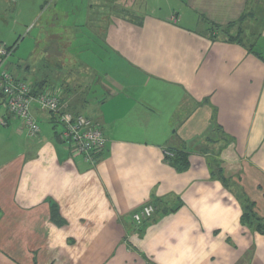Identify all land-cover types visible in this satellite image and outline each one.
Returning a JSON list of instances; mask_svg holds the SVG:
<instances>
[{"label": "crops", "instance_id": "1", "mask_svg": "<svg viewBox=\"0 0 264 264\" xmlns=\"http://www.w3.org/2000/svg\"><path fill=\"white\" fill-rule=\"evenodd\" d=\"M6 1L29 28L48 0ZM49 1L35 89L60 86L107 145L86 161L37 104L27 137L0 92V264H264L242 221L246 200L264 218V0Z\"/></svg>", "mask_w": 264, "mask_h": 264}, {"label": "built area", "instance_id": "2", "mask_svg": "<svg viewBox=\"0 0 264 264\" xmlns=\"http://www.w3.org/2000/svg\"><path fill=\"white\" fill-rule=\"evenodd\" d=\"M10 53L7 46L0 43V65ZM0 92L4 96L9 114L22 121L28 137L34 138L40 132L39 122L32 112V104L36 103L41 111L52 115L55 125L59 127L61 140L70 145L74 153L83 156L86 161H93L94 155L106 147L107 139L99 125L85 116L74 115L67 111L58 96L49 94L35 96L27 82L16 79L7 70L1 68ZM155 212L156 208L153 205H147L134 215V219L137 224H141Z\"/></svg>", "mask_w": 264, "mask_h": 264}, {"label": "rangeland", "instance_id": "3", "mask_svg": "<svg viewBox=\"0 0 264 264\" xmlns=\"http://www.w3.org/2000/svg\"><path fill=\"white\" fill-rule=\"evenodd\" d=\"M128 1L130 2L132 0H128ZM158 2H159V0H148L150 10H151V5H152V11H153L152 13H154L155 11L156 12L158 11V9H159ZM160 4H161L162 8H164L165 11L168 10L169 5L167 3V0L166 1L162 0L160 2ZM11 5L12 4L8 3L6 0H0V41H1L0 43L2 45L7 46V47H10V46L13 47L11 53L8 55L6 60H4L3 64L0 65V68L7 70L8 64L10 62L11 63H13L15 61L17 62L19 58L24 59L26 61H29L30 58H32L30 61L31 66L29 65V69H31L30 72L32 74L27 73L29 75V77L27 75V77H28L27 80H28V82L33 81V83H34L35 82V25L38 24V22H39V26L42 27L44 24H46V26H47V23L50 22L49 21V16H50L49 14H50V5H52V1L50 2L48 0L47 3H43V16L40 19L36 20V22L34 19L33 22L30 24L29 28H23V25H22L23 23H25V21L29 20L28 18H21V19L19 18L20 19L19 24L17 27H15V23L17 21L16 15L11 13L10 11H6L7 9H9V7ZM120 10H122V9H120ZM13 25H14V28H13ZM37 28H38V25H37ZM49 31L50 30H48L46 28V32L44 34V37L46 39H48V37H50V35H52V34L48 33ZM46 33H48V34H46ZM52 38L57 39V40H61L62 42L65 43L66 47H69L70 45H72L71 41L73 38H71L70 36L64 37V36L54 35ZM54 49H55L54 47L51 48V50H54ZM50 52H52V51H50ZM59 52H60L59 55H63L62 51H59ZM13 69H14V66H12V70ZM35 104L36 103L32 104V109L35 107ZM26 136H27V133H26ZM23 140L26 141L25 139H23ZM218 149H216V150L221 151V148H220V150H218Z\"/></svg>", "mask_w": 264, "mask_h": 264}, {"label": "trees", "instance_id": "4", "mask_svg": "<svg viewBox=\"0 0 264 264\" xmlns=\"http://www.w3.org/2000/svg\"><path fill=\"white\" fill-rule=\"evenodd\" d=\"M105 2L106 1L104 0L103 4H105V7H109V5L106 6L107 3H105ZM97 5H100V4H97ZM7 49H8V51H12L13 47L10 46V47H7ZM16 79H18V78H16ZM19 80H23V81L27 82L31 86L32 92L35 96H37V95L39 96V95H43V94H49V95L58 96L60 98L62 95V88L60 86L55 85V84H51V83L45 84L40 90H36L35 89L36 88L35 82L34 83L28 82L27 78L26 79H19ZM60 102H61V104H63L61 99H60ZM170 152L173 154V157L177 155V153H173L172 151H170ZM170 152H167V153H170ZM170 155L171 154H169L168 157ZM179 155L183 156V158L181 157L182 158L181 161L183 162L184 166H186L187 165L186 155L183 152H180ZM214 165H216V164H214ZM216 167H219V166H216ZM242 221L245 223V225L251 227L253 229V231H257L259 233L264 234V218L260 217L257 214V212L255 211V204L250 202L249 200L248 201L246 200L244 202V213L242 215Z\"/></svg>", "mask_w": 264, "mask_h": 264}]
</instances>
